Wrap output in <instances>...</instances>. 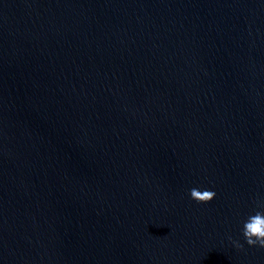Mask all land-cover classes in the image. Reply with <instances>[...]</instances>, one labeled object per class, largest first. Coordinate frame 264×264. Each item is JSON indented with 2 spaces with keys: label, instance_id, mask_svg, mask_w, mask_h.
I'll return each instance as SVG.
<instances>
[{
  "label": "water",
  "instance_id": "1",
  "mask_svg": "<svg viewBox=\"0 0 264 264\" xmlns=\"http://www.w3.org/2000/svg\"><path fill=\"white\" fill-rule=\"evenodd\" d=\"M258 210L264 0H0V264H264Z\"/></svg>",
  "mask_w": 264,
  "mask_h": 264
},
{
  "label": "clouds",
  "instance_id": "2",
  "mask_svg": "<svg viewBox=\"0 0 264 264\" xmlns=\"http://www.w3.org/2000/svg\"><path fill=\"white\" fill-rule=\"evenodd\" d=\"M216 196L213 190H200L199 188L190 189L191 199L198 203H208ZM243 236L249 245H259L264 247V211H256L249 215L243 224ZM231 239V237H229ZM237 247H243L239 241H234Z\"/></svg>",
  "mask_w": 264,
  "mask_h": 264
}]
</instances>
